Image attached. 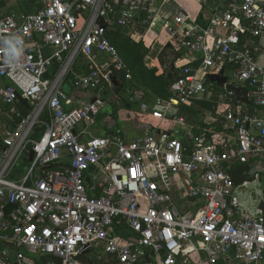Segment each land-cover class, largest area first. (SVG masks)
<instances>
[{"label":"built area","instance_id":"built-area-1","mask_svg":"<svg viewBox=\"0 0 264 264\" xmlns=\"http://www.w3.org/2000/svg\"><path fill=\"white\" fill-rule=\"evenodd\" d=\"M26 1L0 0V264H264L261 200L249 208L248 182L230 175L254 167L264 188V0H197L203 22L181 7L163 14L170 0ZM110 28L143 44L164 33L178 53L168 98L128 97L156 121L133 136L95 134L104 99L63 89L70 76L84 92L131 78ZM15 35L23 50L10 60L3 41ZM220 71L221 88L209 79Z\"/></svg>","mask_w":264,"mask_h":264},{"label":"crops","instance_id":"crops-1","mask_svg":"<svg viewBox=\"0 0 264 264\" xmlns=\"http://www.w3.org/2000/svg\"><path fill=\"white\" fill-rule=\"evenodd\" d=\"M23 2L27 3L26 0H22ZM30 1V0H28ZM181 1V2H180ZM170 0L169 2H167L164 7L162 8L161 11H163V14H170L173 9H175L176 7H181L183 9H185L189 15L191 17H198L200 18L199 21H202L201 20V17L203 16V12L202 10L200 9V3L197 1V0ZM192 1V2H191ZM180 2V3H179ZM27 7V6H26ZM15 10L18 9V8H14ZM27 9H30L29 7H27ZM204 13H208L207 11H204ZM117 29V28H115ZM120 30V29H119ZM158 28L155 29V31H157ZM121 31H124V32H127L125 30H121ZM161 32H158V35H154L153 33H149L147 36H146V39L144 41V46L148 49V52L145 56H148L147 57V60H149V63L147 60H145V63L148 67H155L157 68L158 67V64L160 65H163L160 63V61L157 60V57L153 55V50H154V47L156 45H158L159 43H157L156 41H158L159 37L161 36ZM143 43V42H142ZM166 43V44H165ZM163 45L165 47H171V45L165 41L163 43ZM163 45H159V49L160 50L162 48ZM163 50V49H162ZM160 52V51H158ZM161 53V52H160ZM159 54V53H158ZM257 59H258V62L260 64H264V34H263V37L261 39V50L257 56ZM155 61H156V64H155ZM75 69L77 70H81L80 68V64L77 65V67H75ZM82 72H85V68L84 70H81ZM81 71H77L78 72H81ZM71 76L69 78L66 79V82L63 84V89L64 91L68 94V95H71V96H78L80 99H88V98H91L93 96H95L94 94H88V92H84V91H78V90H75L72 86H71ZM103 83V82H101ZM100 83V84H101ZM99 84V85H100ZM98 85V86H99ZM103 94H105V92H103ZM214 97L217 96V94H213ZM232 100L237 103V104H241V101H238L234 98H232ZM247 104V103H246ZM129 105V104H128ZM130 105L127 107V109L131 110L134 112V110L130 109ZM257 114L259 116H264V108L262 109H258L257 111ZM196 116V115H195ZM130 118V117H129ZM136 119H127V118H123V120H120V119H116V125H111V122L110 121V118L109 116H102L101 118L98 117L97 119V125L94 127L93 129V132L95 134H98V135H101L105 132H108V130H119V131H124L126 135L128 136H133L137 133H142L144 130H145V126H151V125H155L156 124V121H153V120H147L145 118H140L138 119V117L136 116L135 117ZM198 120L201 121L199 115H198ZM196 120V122H198V120ZM172 129L171 130H175L177 129L178 131L180 130L178 127H175V126H170ZM193 129H196V128H193ZM216 129H221L218 125L216 126ZM169 130V129H168ZM197 130V129H196ZM194 131V130H193ZM112 132V131H111ZM195 132V131H194ZM181 135V133H180ZM236 165H234L232 168H234ZM254 166H259L257 169H262L264 168V158L260 161H258ZM259 186V185H258ZM259 188V187H258ZM257 193V194H256ZM251 194L255 195V198H246V201H247V206L249 208L251 207H255V200L258 201V200H261L260 202H258V206L259 208L262 210V205L264 203V188H260L259 190H257V192H253L251 191ZM245 201V200H244ZM263 213V211H262ZM192 257L194 258V260L197 262L196 260V255H192ZM216 264H235V263H231V261L229 260H219Z\"/></svg>","mask_w":264,"mask_h":264},{"label":"trees","instance_id":"trees-1","mask_svg":"<svg viewBox=\"0 0 264 264\" xmlns=\"http://www.w3.org/2000/svg\"><path fill=\"white\" fill-rule=\"evenodd\" d=\"M115 31L117 30H114V32L112 33L108 31V38L129 68V72L131 75L130 79H125L122 73L116 76V80L119 83L118 90L128 92L127 96L123 95L124 99L122 100V104H124L125 107H128V97L133 90L138 88L144 89L150 98H168L170 96L168 86L174 80L175 73H170V69L167 72L159 73L157 68L148 67L144 63L143 59L147 54L148 49L143 45V43L140 41H134L127 35L120 36ZM166 52L171 53V62L173 61L174 57L178 55V53H175L171 47H164L159 54V61L161 64L165 62ZM56 68L57 65L54 64L53 71H55ZM169 74H171V76H169ZM187 109L195 113L196 116L199 114L198 111L194 110L191 107H187ZM102 116L103 114L101 112L98 117L101 118ZM113 117H116V115L114 114ZM197 123L201 124V121L198 120ZM194 131L196 134H198V130L194 129ZM182 141L186 143V139L184 137L182 138ZM262 211L264 215V203L262 205Z\"/></svg>","mask_w":264,"mask_h":264},{"label":"rangeland","instance_id":"rangeland-1","mask_svg":"<svg viewBox=\"0 0 264 264\" xmlns=\"http://www.w3.org/2000/svg\"><path fill=\"white\" fill-rule=\"evenodd\" d=\"M114 30H117L115 32L118 33L120 36L121 35L124 36V35L128 34L127 32H124V31H121V30L115 29V28H110L109 32L112 33V32H114ZM165 41H166V35L164 33H162V35L159 37L158 41H156L159 44L156 45L154 47V50H153L154 51L153 55L157 57L158 61L160 59L159 54L162 51V49L165 47L163 45V43ZM159 45H163L160 50H158ZM158 51H160V52H158ZM171 58H172L171 53L166 52L165 53V62L163 63V65L158 64L157 69H158L159 73L167 72L169 70ZM147 61L149 63V60H147ZM144 63H147V62H145V60H144ZM155 64H156V61H155ZM103 92H105V94H103ZM88 94H94V95L100 96L101 98L104 99L105 105L102 109V114L104 117L107 115L109 116L110 121H112L111 125H116V119L123 120L124 117L127 119H130V118L135 119V117L137 116V114L135 112L127 109V107H125L124 104H122V100L124 99L123 95L127 96L128 92L118 90L117 93H114V86H112V88L110 89L107 87V85L105 83H101L94 90L88 91ZM130 109L134 110V106H131ZM113 113L116 115V117H113V115H114ZM129 116H132V117L129 118ZM137 117H138V119H140L139 116H137ZM159 125H161L163 128L169 129V130L172 129L170 127V126H172V124L168 123V122H162ZM108 131H113V130H108ZM261 178H262V176H261ZM261 180H263V179H261ZM260 188H261V185H260ZM260 188H258L257 182H250V183H246L244 185V187L242 188V190H246L247 191L246 195H248V194H251V191L257 192V190H259ZM246 195L241 196L240 199L247 198ZM251 198H255V195L251 194L249 199H251Z\"/></svg>","mask_w":264,"mask_h":264},{"label":"water","instance_id":"water-1","mask_svg":"<svg viewBox=\"0 0 264 264\" xmlns=\"http://www.w3.org/2000/svg\"><path fill=\"white\" fill-rule=\"evenodd\" d=\"M98 23H102L101 19H98L97 21ZM169 76H171V74H169ZM209 79L211 81L216 82L218 87H222L223 84L226 82V77L222 75V71H220L219 74L217 75H210ZM112 83L114 86V93H117L118 89H119V83L116 80L115 77L112 78ZM225 88L232 92L234 98L238 101L244 102V103H248V94H247V90L243 87L240 86H235L232 84L227 83L225 85ZM23 102H25L24 100H22ZM8 127L12 130L13 129V125L11 123H8ZM32 153L29 154V159H31ZM256 173V169L254 167L248 166V165H237L234 168L231 169L230 171V175H231V179L233 181V183L235 185H238L240 183H242L243 181L245 182H252L254 180V175ZM45 260H50L51 257L50 256H46L44 257Z\"/></svg>","mask_w":264,"mask_h":264},{"label":"clouds","instance_id":"clouds-1","mask_svg":"<svg viewBox=\"0 0 264 264\" xmlns=\"http://www.w3.org/2000/svg\"><path fill=\"white\" fill-rule=\"evenodd\" d=\"M10 60H18L22 53L23 40L20 36H11L3 41Z\"/></svg>","mask_w":264,"mask_h":264},{"label":"bare ground","instance_id":"bare-ground-1","mask_svg":"<svg viewBox=\"0 0 264 264\" xmlns=\"http://www.w3.org/2000/svg\"><path fill=\"white\" fill-rule=\"evenodd\" d=\"M179 1H180V0H179ZM185 1H186V0H185ZM180 2H181V1H180ZM180 2H179V3H180ZM191 2H192V1H191Z\"/></svg>","mask_w":264,"mask_h":264}]
</instances>
